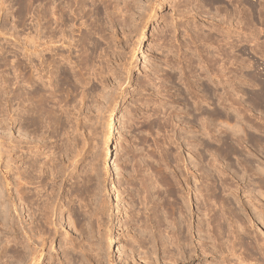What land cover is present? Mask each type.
Segmentation results:
<instances>
[{
  "label": "rangeland",
  "instance_id": "1",
  "mask_svg": "<svg viewBox=\"0 0 264 264\" xmlns=\"http://www.w3.org/2000/svg\"><path fill=\"white\" fill-rule=\"evenodd\" d=\"M231 5L229 0H39L30 9L23 0H0V59L17 54L25 72L16 82L20 70L12 72L9 65V83L0 80V264H164L162 247L153 253L149 232H139L149 224L156 200L143 189L146 165L138 158L153 153L162 161L196 224L200 172L188 143L200 142L194 149L205 166L210 130L202 124L214 123L211 132L218 136L227 130V120L214 113L223 107L218 98L223 88L218 69L216 75L209 66L208 50L228 42L226 33L233 36V49L236 37L254 31L242 28ZM53 9L65 10L63 17ZM208 33L219 39H207ZM260 40L264 43V31ZM245 46L242 55L249 59L243 62L254 67L241 65L240 71L241 62L233 57L232 69L239 72L229 74L239 98L234 106L243 115L228 120L237 127L213 151L227 172L241 168L236 160L246 152L255 160L251 168L264 167V50L258 54L253 45ZM243 49L237 46L232 54ZM35 88L47 95L56 91L48 103L51 117L29 112L28 95ZM163 108L168 121L161 117ZM237 138L244 151L228 154ZM238 181L228 180L231 197L247 203L245 223L264 238V225L251 220L246 185L239 181V187ZM198 263L195 257L179 264ZM202 263L214 264L210 257Z\"/></svg>",
  "mask_w": 264,
  "mask_h": 264
},
{
  "label": "bare ground",
  "instance_id": "2",
  "mask_svg": "<svg viewBox=\"0 0 264 264\" xmlns=\"http://www.w3.org/2000/svg\"><path fill=\"white\" fill-rule=\"evenodd\" d=\"M23 1L31 9V7H33L34 4L39 0H23ZM252 1L251 0H229V2H231V4H233L235 6V8H234L233 5H231V7L234 8V9H232V12L235 13L236 16H237V14L241 15L239 22L241 21L244 24V26L243 27L241 26V27L245 28V26H246L247 29L251 28V26L255 27V28L254 27L252 28L254 30L253 32H251L247 35H244L243 37H240V38L236 37L237 40H236V42L233 41V44L235 43L234 45H237L238 47L243 49V47L245 45L247 46V43H248L250 45H253L252 49L255 53L261 54V52H263V50H264V43L262 42L263 39L260 40V36L264 31V0H256L253 2ZM243 3L250 4L251 11H248L250 9L249 7H245V8H249V9L242 8V7H244V6H242V5H244ZM247 5H245V6H247ZM240 6H242V7H240ZM46 10H47V8H46ZM53 10L51 11V13L53 15L58 14V11H55L56 9L54 11ZM64 11L65 10H63V9H61V11L59 10V12H61L60 14H58L59 18L63 17ZM51 13H50V15H51ZM233 15L234 14L230 13L229 18H230V16L233 17ZM238 18H239V16H238ZM242 23H240V24H242ZM2 33H3V31H2ZM231 33H233V32H231ZM210 34H212V33H210ZM210 34L208 33L207 39H212L216 42L217 41L216 37L218 38L219 35L216 37H214V36L210 37L209 36ZM226 35H227L226 40H228V42H225L224 44L222 43L221 44L222 47L217 48V50H215V49L211 50L212 48L210 50H208V48H206V49L208 50V52L210 54L209 57L211 56V60L213 61V63L209 64V66L212 68V70L216 69L215 73H217V69H218L219 74H220L219 77H221V79L218 81V83L222 84V88H223V89L221 88L223 90V91L221 90L222 93H219V96H218V98L220 100L219 102H221V104H223V107H222L223 109L222 108L221 109L215 108L214 113H215V116L217 118H220V119L225 118L227 120V121H225V123L223 125V126H226L227 130L222 131L221 136H218L214 132H211V131H213V129L215 130V128L211 127V125L214 123L207 122L205 126H204L205 122L202 124L203 127H206L207 130H210L209 133H207L205 131L207 133V136H208L207 137L208 143L206 142L207 143L206 147L208 146L207 152H209V155H211L210 159H208V161H205V162H207L205 166H203L201 164L202 160L204 159L203 154L201 153V151L197 152L194 149V148H197V146L199 145L200 142H198L195 139V140L191 141L190 143H188V145L191 146V147H189V150L192 151L193 153H195L197 156L196 162L193 163V166L196 168L197 172H200V173H197L199 175L196 176L198 183H195L196 189L198 190V192L196 194V199H195L196 213H197L196 224L193 223L194 222L193 221V216H194L193 212L194 211H192V209L189 207V205H188L189 203L187 204L188 200L185 199L186 196L179 193V191L177 190L176 184H178V182L171 179L172 177L169 178L166 175L167 174L166 172H165L166 174L164 173V171H165L164 167L162 168V166L160 165V164H162V161L161 162L159 161L160 164L157 163L158 160L156 161L155 159H153L155 157V156L153 157V153L152 154L148 153V152H150L149 151L150 149L148 150V148H147L148 155H145L143 153L145 156H142V157L140 156V158H138V161H140L139 159H141V161L146 165L145 166L146 168L144 167L146 169V172H144V174L141 176V184L143 186V189L153 198V201H154V199L156 200V203H155L154 207H152L153 209L151 210L152 215L150 214L151 216L148 217L149 221H150L149 224L146 226V228H141L139 232L143 235H145V232H147V231L149 232L150 239H151V246L153 247V253H155V251L157 250V246L162 247L163 254H164L162 256V261L164 262V264L184 263L185 261H192L195 257L199 258L198 264H203L202 262L205 263L206 259L209 257L212 259L214 264H244L246 262H249L250 264H264V238L260 237L261 235L259 232H257V234L254 235L253 233L255 230L251 231L250 229H248L247 226L249 225V223L248 224L245 223L247 218H245L246 215H244L245 213H243L244 212L243 208L247 203H245V201L243 202V200H241L242 198L233 199L231 197L230 191L232 190L231 189L232 184L229 183L230 181L228 182V180L233 179V178L238 179L240 182H244V184L246 186L243 187V185L238 181L239 187H243L244 193L248 196V199H249L248 202L250 203L251 209L253 211V213H251L252 214L251 220L257 221L261 225H264V201H263L264 200V167L261 166V167H258L257 169L251 168L250 166L253 164V162L255 160L253 159L254 160L253 161L252 159L247 157L251 153L248 152V154L246 155L247 152L246 153L244 152L245 153V154L243 153L245 156L244 159L241 160L240 158L238 159L237 157H236V159H238V160L235 159L236 161H238V162H236V164L238 163L241 166V168L236 167L235 171L227 172L226 170L221 169L219 167L218 159L216 157V153L215 154L213 153L214 150L216 151L218 149H221V143L222 142H220V141L224 138H225V140H227L226 137H228L231 133L229 131L231 129H234V126L237 125L236 124V125L231 126V124L228 122V120L235 118L234 116H239V115L242 116L243 115V114L241 115L239 107L234 106L236 103V100H238L239 98L236 99V89L234 88V85L230 84L231 78L233 76L230 75L231 76L230 77L229 74H233V72H235V71L237 72L239 69H237V68L232 69V67H233L232 64L236 65L233 61L237 60V62L238 61L241 62L239 65V68L241 67V65L248 66V67H254L252 62H250V61L248 62L249 64L243 62V61L247 62V60L249 59V58L248 59L244 58L246 56L243 57V55H242L244 53L245 49H243L242 53H240L239 55L237 52L235 54L236 56H234V54H232L233 49H235V47H237V46H234L233 49H230V47L232 45L230 40H231V37H233V36H231V34H227V33H226ZM233 35H235V34H233ZM207 39H206V41H207ZM223 40H225V39L223 38L222 41ZM218 42H219V40H218ZM218 46H220V45H218ZM248 49L251 50L249 47H248ZM0 50H2V52H3V47H1ZM254 52H252V53H254ZM8 53H10V52H8ZM5 54H7V53H5ZM15 54H16V52H15ZM244 54L246 55V53H244ZM11 55H12V53H11ZM16 55H14V57L12 59H10L7 55L6 56L3 55L0 59V80H2L3 83L8 82V80L6 79L7 78L6 76L8 73H6L5 70H6V67L9 68L8 67L9 65H10V67L12 65V68H15L14 69L15 71L13 70L12 72L16 73V71L20 70V74H18L19 71L17 74H15L14 80L16 79V82H18L17 79L19 78V81H20V79L22 78L21 73L24 72V70L22 72H21V70L23 69L24 65H22V61H20L21 59L19 60L20 57L19 58L17 57L18 59L16 60V57H15ZM66 56H64V57H66ZM209 57L207 55L206 59ZM233 57L234 58L236 57V59L233 60L232 59ZM211 60L209 59L208 61H211ZM242 62L245 64H243ZM48 64H50V63H48ZM229 64L232 66H229ZM53 65H54V63H53ZM216 65L218 68L216 67ZM26 67L27 66H25V68ZM206 67L208 68V65ZM241 70H242V68H240V71ZM244 70H247V69H244ZM194 71H195V69H194ZM4 72L6 73V75L4 74ZM192 72H193V70H192ZM24 73H22V74H24ZM213 73H214V71H213ZM39 74H41V72ZM39 74H38L39 77L37 76L38 79H43V76L45 74L44 75L43 74L39 75ZM216 75H218V73ZM12 77H14V76H12ZM258 77H260V75L257 76V78ZM246 78L244 76L243 79H246ZM23 79H24V76H23ZM25 79L23 80V82L25 81ZM260 79H258V80H260ZM26 80L28 81V79H26ZM33 81H34V78L32 81L30 80V83ZM65 81H67V80H65ZM14 82L15 81H13V83ZM261 82H264V81L262 80ZM14 85H17V84H14ZM60 85H62V84H60ZM258 85H259V82H258ZM31 86H32L31 87L32 90H33V86L37 87V85H34V83ZM216 86H218V85L216 84ZM3 87L4 86H2V88ZM263 91H264V89H263ZM30 92H32V91H30ZM55 92L51 91L47 95L46 94L47 91L45 93L44 91H41L40 89L35 88L33 93L28 95L29 98L27 97L29 100L31 99V101H32V106L30 109H28L29 112L38 113V114H40L39 115L40 117H51L53 114H55L54 111L52 110V108H50L48 105V103L50 101L53 100V102H54V98L56 99V97H55L56 93ZM215 92H216V90H215ZM257 94L260 95V92ZM215 95H218V94H215ZM259 95H258V97H259ZM216 98H217V96H216ZM260 98L261 97H259V99ZM242 99H243V96H242ZM55 103H56V101H55ZM179 109H178V111H179ZM157 112H159V111H157ZM162 112H163V115L161 117H163L164 120L168 121L169 119L166 118L167 117L166 115L170 116V114H168V112H166L165 108H163V110L161 111V114H162ZM30 115H32V114H30ZM164 120H162V121L164 122ZM156 121H158V120H156ZM220 122H223V120ZM217 124H216V126H217ZM218 125H220V124H218ZM241 131H242V128H241ZM235 134H239V133H235ZM232 136H233V134H232ZM166 140L164 139L163 141H166ZM234 140H232L233 143H234ZM235 141L238 144H236V143H234L236 145L231 144L232 145V146H230L231 151L228 150V151H230V153H228V154H231L233 152L239 154V153H242V151H244L243 149L238 148L239 146H241L240 139L237 138V140H235ZM141 143L143 144V142H141ZM166 148H168V147H166ZM152 150H151V152H152ZM209 150H211L212 153H210ZM222 151H224V150H222ZM166 153L168 154V152H166ZM143 154H141V155H143ZM46 158H47V155H46ZM148 158H150L152 160H150ZM47 159L51 161V158H47ZM48 160H46V162H48ZM251 160L253 161L252 164H251ZM44 163L45 162H43V165H44ZM263 164H264V162H263ZM189 169L190 168H188V170ZM192 173H193V171H192ZM188 174H189V171H188ZM230 176L233 178H231ZM237 188H238V186H237ZM39 192H41V191H39ZM80 192H81L80 190H77V194H79ZM46 207H48V206L46 205ZM149 227H150V229L148 230ZM196 237L198 240L197 243H195V241H194V239ZM41 239L43 240V238H41ZM37 249H36V251H37ZM39 249H40V246H39ZM36 251H34V252H36ZM34 259H36L35 256H34L33 260ZM202 259H203V261H202ZM160 260H161V257H160ZM160 263H161V261H160ZM31 264H32V262H31Z\"/></svg>",
  "mask_w": 264,
  "mask_h": 264
}]
</instances>
